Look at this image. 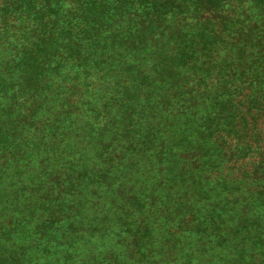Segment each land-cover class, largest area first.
<instances>
[{
  "label": "trees",
  "instance_id": "obj_1",
  "mask_svg": "<svg viewBox=\"0 0 264 264\" xmlns=\"http://www.w3.org/2000/svg\"><path fill=\"white\" fill-rule=\"evenodd\" d=\"M0 264H264V0H0Z\"/></svg>",
  "mask_w": 264,
  "mask_h": 264
}]
</instances>
